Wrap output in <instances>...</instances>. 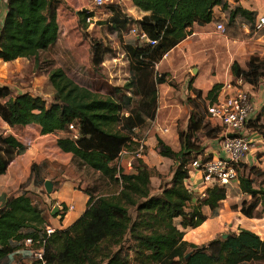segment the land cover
<instances>
[{"label": "trees", "instance_id": "1", "mask_svg": "<svg viewBox=\"0 0 264 264\" xmlns=\"http://www.w3.org/2000/svg\"><path fill=\"white\" fill-rule=\"evenodd\" d=\"M131 1L149 14L135 21L124 17L116 22L125 27L130 22L135 23L134 29L139 33L158 40L154 46L147 43L144 47L131 48L138 64L134 72L140 73L135 81L136 94L142 97L140 113L150 116L157 110V84L166 82V75L162 74H157L159 80L153 82L151 70L191 34L195 24L211 23L217 5L229 11V22H218L225 24L226 31L228 25L241 16L248 21L252 32L257 33L256 22H253L256 12L241 6L231 10L224 0ZM60 3L61 0H7L6 16L0 29V59L9 62L35 58L38 62L40 54L49 50L60 37ZM78 15L87 30V20L93 13L81 10ZM96 46L95 56H98L100 47ZM102 63L101 53L95 57L94 64ZM231 71L235 77L257 85L264 81V57L253 55L246 67L235 61ZM49 81L58 95L50 105L41 96L30 93L15 96L9 86L0 84V114L12 127L37 125L43 134H58L60 150L98 172L112 189L99 195L92 190L85 191L89 195L85 212L72 225L57 229L47 239L46 264H264V239L247 227L228 233L226 238L223 235L214 238L207 245L185 239V229L197 228L209 218L204 206L210 208L211 217L219 216L228 196L227 186L214 185L207 190L205 199L194 203L196 193L187 184L191 176L190 163L204 158L206 153L198 134L203 132L213 138L223 130L210 126L203 107L191 113L187 129L179 133V150L157 136L159 154L174 160L176 167L170 180L162 183L161 179V191L155 194L152 178H164L156 167H150L136 155L131 165L121 163L122 152L132 150L136 142L140 148L143 140L121 129V102L111 94L81 85L60 67L50 71ZM221 87L219 83L212 87L207 94L209 102L216 99ZM197 92L201 96V91ZM248 127L264 136V106L256 118L249 120ZM24 147L15 135L0 134V176L8 172L16 152ZM211 158L212 155L206 159ZM37 166L33 163L31 174L36 173ZM242 166L247 168L245 163ZM34 179L41 180L36 176ZM47 179H43L44 185ZM239 187L254 199L242 204L241 213L254 218L260 205L264 212V188H257L249 175L240 177ZM67 212L65 206L62 213ZM47 224L48 216L34 204L30 195L21 193L9 197L0 206V261L17 254L14 264H43L32 258V248L27 247L25 241L45 237ZM21 255L28 258L27 261L20 259Z\"/></svg>", "mask_w": 264, "mask_h": 264}, {"label": "rangeland", "instance_id": "2", "mask_svg": "<svg viewBox=\"0 0 264 264\" xmlns=\"http://www.w3.org/2000/svg\"><path fill=\"white\" fill-rule=\"evenodd\" d=\"M113 7L116 9L113 10ZM81 10L93 13L87 20L89 25L87 30L79 19L78 12ZM138 16L140 13L119 0H107L103 5H96L91 0H61L58 9L60 24L58 41L49 50L40 54L38 62L35 58H21L9 62L0 59V84L9 86L15 96L30 93L41 96L50 105L58 96L49 81L50 71L57 67L63 68L81 85L111 94L121 102L120 127L132 133L138 140L146 141L144 154H147L146 150L150 145L149 138L154 141L157 140V136L162 137L175 150H179L178 134L187 129L191 113L194 110L198 111L200 106L203 107L210 126L222 128L217 120L208 116L207 89L217 76L223 80L228 78L230 64L235 59L238 58L242 64L245 63L251 56V49L263 44L229 41L225 36L235 34L234 25H228L224 35L217 31L203 35V39L208 36L206 43L201 42L200 37H194L191 40L192 47L204 48L203 51L191 56L178 49L176 55L173 53L167 55L156 69L151 70L153 82L159 80L157 74H162L166 75V78L163 77L166 84L165 86L157 84V112L150 116L147 113H140L143 108L142 97L136 94L135 87V81L140 73L134 72L138 64L131 52V48L144 47L148 42L138 37V30L133 31L135 23L130 22L125 27L116 22L124 17L135 21L134 18ZM238 32L241 40L249 38V34H244L240 30ZM96 44L100 47L98 53L103 55V63L100 65L94 64L95 57H99V54L95 56ZM199 56L203 60L197 59ZM214 65H217L216 68L211 70ZM194 68L197 70L194 71ZM197 91H201V96H198ZM0 134H13L25 145L16 152L8 172L0 176V206L13 195L27 193L34 204L49 216L52 215L53 208H61L62 204L59 198L54 197V193L64 181H73L84 191L92 190L95 195L112 189L98 172L83 166L73 159L71 154L62 152L57 145L60 136L56 133L43 134L37 125L12 127L0 114ZM198 135L199 141L204 145L217 138H209L203 132ZM136 144L129 150L131 153H124L123 159L135 161V153L139 148V143ZM262 155L263 152L260 156ZM203 157H207V154L205 153ZM149 160L162 170L164 178L159 177L163 179L162 183L168 181L167 177L176 167L175 161L165 160L156 154L151 155ZM262 162L263 160L260 161ZM33 163L38 164L34 175L31 174ZM243 175L252 177L257 188H264V166L244 168ZM35 176L41 180H35ZM44 178L57 181L51 193L45 188ZM154 182L155 186L160 183L156 176ZM227 188L228 196L222 203L220 211V214L227 218L215 238L236 232L240 227H247L264 239L262 205L258 207L254 218L245 217V221L242 222L236 215L244 216L241 213L242 204L244 202L249 204L254 199L240 189L238 181L227 185Z\"/></svg>", "mask_w": 264, "mask_h": 264}, {"label": "crops", "instance_id": "3", "mask_svg": "<svg viewBox=\"0 0 264 264\" xmlns=\"http://www.w3.org/2000/svg\"><path fill=\"white\" fill-rule=\"evenodd\" d=\"M124 2L127 6H129L130 9L136 10L138 13H140V16L135 17L134 19L138 20L141 19L144 15L149 14V12H145L141 9H139L137 6L133 4L131 0H119ZM228 5L229 8L232 10L236 8L237 6H241L244 9L250 10V11H255L256 12V18L254 19L253 22H256L258 17L264 15V0H224ZM6 2L7 0H0V29L1 25L5 19L6 16ZM132 17V16H131ZM219 21H225L226 23L229 22V11L223 9L222 5H217L214 8V13H213V21L211 23L205 24V25H200V24H195L193 28H191L192 32L191 34L188 35L186 39H184L182 42H180L177 46L172 48L167 55H170L173 53V55H176V50L182 49L183 52L188 53L191 56H195L198 54L201 50L203 51L204 48L200 47H192V41L194 37H200L201 42H208V36L205 37V39L202 38V36L207 35L209 33H212L213 31H217L216 25ZM248 21H245L241 16L237 17L232 25H234V31L235 34H229L225 36L226 39L231 40L232 42H254V43H261L263 44L262 46H259L258 48H252L250 51V57L253 55H258V56H264V29L260 32L254 33L252 32V28L249 24H247ZM243 31L244 34H249V38H246L245 40H241L240 38V33L238 31ZM218 32V31H217ZM224 35V34H223ZM179 51V50H178ZM256 52H258L256 54ZM202 59L201 56L197 57V59ZM238 59V58H237ZM235 59L229 67V75L226 80H223V78H219V76L216 77V79L212 82V85L208 87V92L212 89V87L215 84H224L228 81L234 80L236 77L232 74L231 67L232 64L235 61H238L242 66L246 67L249 59L245 63H241L240 60ZM217 65H214L211 67V70H214ZM195 69V68H194ZM210 70V71H211ZM164 86L166 84L162 83ZM160 84V85H162ZM192 86V84H191ZM194 86V85H193ZM246 89L251 93L252 96V101L254 104V111L250 115V120L254 119L257 117L259 113L262 112L263 106H264V81L261 80L257 85L247 83L246 82ZM194 89V87H191ZM206 94V95H207ZM158 100V99H157ZM157 112V110H156ZM222 133V132H221ZM220 133V134H221ZM219 134V135H220ZM218 137V136H217ZM178 139H179V134H178ZM251 149L247 156L245 157V165L247 167H256V166H264V136L260 134L257 130L252 129L251 133ZM180 142V141H179ZM148 149L146 150L147 154L142 155V159L150 166V167H155V164L151 163L149 160V157L154 154L159 155V152L157 150V140H152L149 138L148 140ZM206 146V154L207 156L212 155L213 158L220 157L222 153L219 151V145H218V140L214 138L211 140L210 143H205ZM129 150H124L120 156L121 163L123 165L128 166L129 162L127 159H123L124 153H129ZM263 155L260 156V154ZM131 153V152H130ZM257 156H260V160L257 158ZM165 160H172L166 157L161 156ZM263 160L262 163L260 161ZM160 173H162V170L159 167H156ZM200 173L197 171H192L191 173V182L192 186L195 188L196 196L194 198V203L198 199H205L207 195L203 196L201 195V192L204 191V187L202 186V182L200 180ZM172 178V174L167 177V180H170ZM49 180H52L54 183L55 181L51 178H48ZM47 179V180H48ZM156 179L160 181V183L155 186V177L152 178V185H153V192L155 194H159L161 189V178L156 176ZM58 190L55 191L54 197L59 198L60 203L65 207L69 206H74L73 209L68 210V212L63 215L62 209L64 208L61 205V208H59L57 214L49 215L48 216V223L54 225L57 229H65L72 225L87 209L88 206V201H89V195L79 187V185H75L73 181H64L61 183L60 186H58ZM54 210V208H53ZM52 210V212H53ZM204 213L209 216V218L199 227L197 228H192L189 227L185 229V239L188 240L189 242L196 243L198 245H207L211 240L215 238V235L220 232L222 229V225H224L225 218L223 214H220L219 216L216 217H211V210L208 206H204L203 208ZM240 212V211H239ZM237 212V213H239ZM243 215V214H242ZM238 219L242 222L245 221V216H240L236 215ZM247 218V217H246ZM26 254V253H25ZM18 257L17 254L10 255L0 261V264H14V259ZM20 259H24L27 261L28 258L24 257V255H21ZM30 264V262H29Z\"/></svg>", "mask_w": 264, "mask_h": 264}, {"label": "built area", "instance_id": "4", "mask_svg": "<svg viewBox=\"0 0 264 264\" xmlns=\"http://www.w3.org/2000/svg\"><path fill=\"white\" fill-rule=\"evenodd\" d=\"M91 1L96 5H103L107 0ZM216 28L219 33H226L224 23H217ZM263 29L264 15L258 17L256 21L257 32ZM133 31H136V29H133ZM138 37L146 39L150 45L158 44V40L150 39L144 32H138ZM158 65L159 63L156 64V67ZM245 86L246 82L243 77H236L234 80L224 83L216 99L208 103V116L213 120H217L223 128L222 133L216 138L222 155L211 159H206L208 156L205 158L200 157L193 160L189 165L191 173L196 170L200 173V179L204 187V191L201 192L203 196L207 195V190L210 187L214 185L227 186L235 181L239 182L240 177L243 175L244 167L242 164L245 163V157L252 145V129L248 127V122L255 108L251 93ZM231 134H235V136H230ZM75 137H77V134ZM144 147V140H142L136 156L142 157ZM129 165H131V162ZM190 180L191 176L187 181L188 187L196 193L197 191ZM73 207L69 206L68 210L73 209ZM56 231L57 228L54 225L47 224L45 226V237L37 241L28 238L25 241V245L32 248V258L46 264L44 260L46 242Z\"/></svg>", "mask_w": 264, "mask_h": 264}, {"label": "water", "instance_id": "5", "mask_svg": "<svg viewBox=\"0 0 264 264\" xmlns=\"http://www.w3.org/2000/svg\"><path fill=\"white\" fill-rule=\"evenodd\" d=\"M196 70H197V68L194 69V71H196ZM230 136H235V134H231ZM53 187H54V182L52 180H49L48 179V180L45 181V188H46V190H47L48 193H51L53 191ZM58 211H59V208L58 207H55L54 210H53V212H52L53 215L57 214ZM228 235H229L228 233L223 234V237L226 238ZM190 254H191V252L188 253L186 255V257L188 258L190 256Z\"/></svg>", "mask_w": 264, "mask_h": 264}]
</instances>
